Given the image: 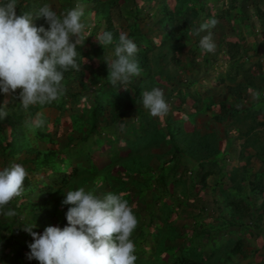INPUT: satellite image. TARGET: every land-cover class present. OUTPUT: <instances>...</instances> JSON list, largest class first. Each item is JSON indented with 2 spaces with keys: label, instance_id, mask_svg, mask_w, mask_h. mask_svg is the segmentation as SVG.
Here are the masks:
<instances>
[{
  "label": "trees",
  "instance_id": "16d2710c",
  "mask_svg": "<svg viewBox=\"0 0 264 264\" xmlns=\"http://www.w3.org/2000/svg\"><path fill=\"white\" fill-rule=\"evenodd\" d=\"M42 1L18 0L17 15H22L25 11L35 12L44 4ZM3 2L5 0H0V3ZM56 4L54 10L58 13L77 4L81 5L85 12L82 19L89 27V37L84 44L88 45V48L84 49V46L77 48L81 71L69 70L65 73L63 83L67 89L65 96L72 103L79 101L87 103L84 102L81 108L78 107L79 104L75 105V111L68 114L73 120L74 127L71 133L65 135L66 140L56 144L60 145L58 148L51 145L53 134L45 131L46 125L41 129H31L29 132L23 122L35 119L36 114L42 111L40 109L44 106L53 107L61 112L72 109L73 107L65 105L67 100L65 96L51 104L30 106L28 110H24L16 101V110L12 109L15 106L14 102L9 107L10 114L0 120V156L5 166L9 165V158L15 157L29 174L25 180V193L6 206V209H14V202L20 199L19 207L25 211L23 215L25 219L6 218L0 215V264H24L23 260L27 261L26 264H39L37 260L28 259L30 252L28 245L33 242V238L22 228L17 227L35 222L38 227L34 231L43 233L47 226L61 228L67 226L66 212L71 205H62L67 191L85 187L86 190H95L97 195L123 192L124 198L132 206L131 203L136 199L141 204L145 198L143 193L151 190V187L161 188L156 191L157 193L153 191L155 200L161 197L160 192L174 196L176 187L183 186V180L174 174L178 167H182L183 172L192 168L189 178L190 189L193 188L194 194L198 195L200 192L196 190L198 185L204 192L209 188L212 190L210 199L218 209L215 218L219 220L218 223L207 226L201 223L200 227L191 229L192 234L186 237L187 244H183L179 248V253L174 254L172 264L220 262L225 264L237 252H241L246 258L247 253L243 249L244 239L241 235H236L237 231L234 229L227 230L226 234L228 233L229 237L223 248L221 245L208 247L207 255L196 250L198 242L195 241V236L206 235L207 240H211L213 233L220 234L223 229L232 226H240L246 230L249 224L243 223L245 217H251L256 226L264 218V170L251 174L250 167L247 166L250 158L254 156L264 165V56L258 54L260 49L258 40L252 43L245 40L247 34L254 38L258 36L254 26L255 20L258 30L264 34V0H234L236 11L233 7L227 6L211 5L208 8L205 0H58ZM143 7H150L151 11H145ZM147 16L161 32L155 40L151 39L152 37L145 33L142 27ZM213 17L224 20L227 27L223 29V34L218 39V50L200 58L197 51L199 46L192 42V35H195L193 30ZM125 21L130 22L124 23ZM34 24L37 27L49 28L42 17L34 19ZM125 27L129 29L128 38L138 46L137 60L142 69L139 76L132 78L127 90L113 87L107 78L109 73L103 55L108 49H113L114 52V46H107L104 49L95 38L103 31H111L118 39ZM227 36L234 37L235 40H227ZM250 51L253 53L250 54ZM256 54L257 60H250L252 55ZM85 56L88 60L95 58L96 66L94 63H83L82 58ZM217 57L225 58L227 61V70L219 73L217 82L220 89L230 95V99L219 100L217 104L219 112H211L210 116L212 120L219 122L231 117L233 121L231 126L238 132L237 137L243 139L240 153L242 156L246 155L245 165L229 170H226L228 168L225 160L218 158L222 152L217 146L218 137L215 131L198 135L194 128L192 132H186L176 123L172 109L163 117L164 126H160L149 112L142 110V92L154 87H159L163 91L167 89L164 93L166 100L169 95L173 97L176 92L182 99L189 94L196 113L203 114L211 106H215L213 97L209 95L204 99L200 95H195L194 92L187 90L189 84L186 85L183 80L187 81L186 77L191 74V69H197L200 61L208 70ZM194 61H197L196 64ZM187 63L191 64V68ZM85 68L89 73L87 78L83 72ZM197 80L198 77L190 80V83ZM1 97L2 92L0 104ZM134 116L138 118L141 127L133 125ZM121 123L130 126V131L123 135L129 155L114 156L112 161L102 168L87 167L83 173L82 157L77 158L60 149L62 144H65L67 149L76 150L77 145L72 146V140L78 135L84 140L95 136L97 147L104 138L98 131L104 127L116 129ZM258 128L263 132L260 135L261 140L256 133ZM138 136L139 140H136ZM114 139L107 140L110 143ZM233 139H230L228 145ZM42 142L46 143L45 147L39 145ZM164 143L170 145L172 155L152 151V147L165 145ZM249 146L254 147L256 151L244 153L243 149ZM154 159L158 160V163H154ZM116 167L121 168L123 173L119 169L115 170ZM47 168L51 169V173ZM39 170L45 171V180L31 178V175ZM220 171L224 172L222 175L230 183L229 189L219 181ZM210 176H213L212 185L207 183ZM180 192H184V188ZM30 194H34L33 200L29 199ZM159 208L162 214L156 217L158 218L156 222L151 218L138 226L137 234L133 237L136 246L139 245L138 235L141 236V243L147 242L146 237L153 235L149 230L151 224L157 229L158 235L163 234L159 224H165L168 230L164 237L168 236L169 232L171 237H175V230L168 221L173 206L162 204ZM133 212L135 213L134 210ZM161 241L163 243H160L156 252L158 257L169 252L164 238ZM223 256L226 261H223ZM143 262L137 259L135 264Z\"/></svg>",
  "mask_w": 264,
  "mask_h": 264
},
{
  "label": "clouds",
  "instance_id": "9594fccd",
  "mask_svg": "<svg viewBox=\"0 0 264 264\" xmlns=\"http://www.w3.org/2000/svg\"><path fill=\"white\" fill-rule=\"evenodd\" d=\"M17 6L18 0L0 3V92L5 95L0 104V120L10 114L9 104L17 99L28 110L30 106H44L64 97L65 73L81 71L77 48L84 46L89 37L85 31L88 25L82 19L85 12L79 4L58 13L51 4L44 3L35 12L25 11L22 15H17ZM41 17L48 29L34 24V19ZM217 24L213 17L193 30L197 36L207 32L199 40V48L206 53L215 52L211 30ZM95 38L104 49L114 46L113 54L104 56L107 78L113 87L127 90L132 78L142 71L137 44L123 32L118 39L111 31H103ZM17 89H20L18 96ZM142 103L153 117L163 118L169 112L164 91L159 87L143 91ZM23 124L29 130L41 129L46 121L43 113L38 112L35 119ZM28 175L19 163L0 168V215L6 218L19 215L6 206L25 193ZM65 194L62 205H71L66 212L67 226H47L43 233L34 231L38 227L35 222L17 227L33 238L28 245V259L39 264H135L136 245L131 237L138 219L125 194L97 195L95 190L85 187Z\"/></svg>",
  "mask_w": 264,
  "mask_h": 264
},
{
  "label": "rangeland",
  "instance_id": "374dc122",
  "mask_svg": "<svg viewBox=\"0 0 264 264\" xmlns=\"http://www.w3.org/2000/svg\"><path fill=\"white\" fill-rule=\"evenodd\" d=\"M41 1V0H40ZM207 1V6L214 5V7H233L235 10V4L234 0H205ZM239 1V0H237ZM43 3H49L53 6H57L58 0H43ZM213 7V6H212ZM63 8V6L61 7ZM145 11H151L150 7H143ZM55 9V8H54ZM236 11V10H235ZM63 12V11H61ZM218 24L213 28L212 34H213V40L216 44V51L218 50V39L221 34H223V29H226L227 24L224 20L218 19ZM116 21V20H115ZM117 22V21H116ZM130 21H125L124 23H127ZM254 26L256 28V34L258 35L256 38L252 35H246L245 40L247 42H253L254 40L259 41V55L264 56V34L261 33L258 30L257 21L255 20ZM142 27H144V32L149 33V36L152 37L151 39H157L161 32H159L156 25L152 22L151 18L147 16L142 24ZM88 29H86V32L88 34ZM152 29V30H151ZM123 33H128L129 29L125 27V29L121 30ZM247 31V30H246ZM207 32H203L200 34V38L203 35H206ZM128 36V34H127ZM196 35H192V42L198 44L199 46V40ZM226 39H234V37L227 36ZM95 40V38H93ZM88 48V45L84 46V49ZM197 51L200 55V58L204 57L205 55H210V53L204 52L199 47L197 48ZM250 54L253 53V51L249 52ZM113 54V49H108L106 53H104L103 57L105 55L111 56ZM258 55H252V58L250 60L255 61L257 60ZM197 58V57H195ZM83 63H94L96 66V60L95 58L92 60H88L85 57L82 58ZM197 61H194V64H196ZM187 66L191 68V64L187 63ZM193 68V67H192ZM208 70L205 69V64L200 61L199 67L197 69H191V74L186 77L187 81L183 80L186 85L189 84L188 91H192L195 93V95H200L202 98L207 99L210 95L214 98V104L215 106H211L209 110H207L205 113H196L193 106H192V98L188 95L184 99L179 97L176 93L173 94V97L168 96L167 103L169 104V109L173 110V117L177 124L182 126V129L186 132H192L194 128L196 129V133L198 135L204 133V132H210L215 131L217 133V146L221 150V154L218 155L219 159H224L227 165L226 170L232 169L234 167H241L242 165H245L246 159L244 158L246 155H241V145L243 142L242 137H237L238 132H236L235 128L232 125V119L231 117H228L224 122L214 121L212 120L210 114L218 113V102L219 100H225L230 99V95H227L223 90L220 89V86L218 85V78L220 72H225L227 70V61L225 58L217 57L215 61L210 65ZM194 70V71H193ZM85 74V77L89 75L88 70L85 68V71H83ZM193 75V76H192ZM196 75V76H194ZM198 77V80L190 83V80L192 81L194 78ZM165 90L164 89V93ZM20 89H17L16 95H19ZM166 96V95H165ZM170 98V100H169ZM10 99V98H9ZM66 103L65 105L69 107H73L72 109H67L65 111H58L53 107H46L44 106L42 109L44 119L46 121V127L45 131H49L53 134V142L52 146L55 147L56 144L59 142H62L66 140L65 135L71 133L73 129V120L68 117V114L72 111H75V105H78L79 108L83 107L84 102L86 101H79L77 103H72L67 96H65ZM5 100V95L2 93L1 97V104H3ZM20 104V100H15V106L12 107V109L16 110V103ZM83 102V103H82ZM87 103V102H86ZM12 103L9 104V107ZM10 108H8L9 110ZM142 110L148 113L149 111L142 106ZM87 118V117H85ZM84 118V119H85ZM155 121L159 123L160 126H164L162 120L163 118L153 117ZM132 119H134L133 125L135 127H141L138 118L134 116ZM90 118L87 120V123L89 122ZM121 129H120V128ZM228 128V131L226 129ZM259 130L256 131V133L259 135V140H261V128H258ZM130 131V126L122 124L118 128L114 129L112 127L106 128L104 127L101 129L100 132L102 135H104V138L100 144H97L94 141V138H90L89 140H84L79 135L74 137L72 140V146L77 145L76 150L67 149L65 144H62L60 149H64L65 152H69L72 155L77 156V158L82 157V162H84V165H82V171L85 172L87 167L99 169L102 168L105 164H107L109 161H112L114 156L120 157V155H129V152H127V148L125 147V137L123 136L126 131ZM31 132L30 130H28ZM113 134H112V133ZM185 137V135H184ZM109 138H115L113 141L109 143L107 139ZM231 138H234L232 140V143L229 144V141ZM136 140H139V136ZM165 144V143H164ZM40 146L45 147L46 143H40ZM60 145H56L58 148ZM152 151L155 153H163L165 152L168 156L172 155V148L169 144L161 145V146H155L152 147ZM256 149L254 147H245L243 149L244 153H254ZM88 155V157H87ZM87 158L89 160H87ZM250 162L247 164L249 166L250 173L259 172L261 170H264V165L262 162H260L259 158L252 157L250 158ZM154 163H158V160L154 159ZM8 162L12 163H19L16 161L15 157L9 158ZM9 163V164H10ZM20 164V163H19ZM5 162L2 159V156H0V168H3L5 166ZM197 167V166H196ZM120 170L121 173H123L121 168H117L115 170ZM190 170L192 168H189ZM47 170L51 173V169L47 168ZM190 170L183 172L182 167H178L176 170V173H174L176 176H180V179L183 180V186L179 185L175 189V195L172 196V194H166L164 192L161 193V197L159 199L154 198L156 191H159L161 188L156 189L155 187H151V190H146L143 195L145 196L144 200L141 201V204L137 202V199L134 200L131 204L133 207V210L135 211V215L138 219V225L136 229L134 230L132 234V239L135 234H137L138 226H140L142 223L149 221L151 218H154V221L156 222L157 216L162 214V211L159 207H161L162 204L172 205V212L169 215L168 221L170 225L175 230V237H171V233L169 232V235L164 237L167 233V228L165 227V224H159L162 227L163 234L160 233L158 235L157 229L151 224L149 226V230L153 232V235L151 237H146L147 242L141 243V236L138 235L137 242L138 246H136V252L135 255L137 256V259H141L144 262L142 264H172V259L174 258V254L179 253V248L183 244H187L186 237H189L192 234L193 228L200 227L199 224H203L205 226L209 224H215L218 223V218H215L216 215H218V209L213 204L212 200L210 199V196L212 195L211 189L209 188L205 192L203 191V188H200L198 185V188L196 190H199V194L196 195L192 190L190 189ZM225 170V169H224ZM124 173L126 172L123 170ZM224 172L220 171L218 174L219 181H221V184L224 187L230 186V183L227 181V179L222 175ZM146 175V172L143 173ZM46 173L45 171H37L34 174L31 175L32 179H39L45 180ZM251 177V176H250ZM248 177V178H250ZM154 180L151 181V185H153ZM208 185L213 184V176H210L207 178ZM229 183V185H228ZM171 186V184H170ZM169 186V187H170ZM222 186V187H223ZM168 189L170 190L171 187ZM184 188V192H180V190ZM26 199H28L26 197ZM29 199H34V194H30ZM21 202L20 199L16 200L14 202V209L19 213L17 217L21 218V220L25 219V211L19 207V203ZM147 206V208H146ZM203 207V208H202ZM150 215V217H149ZM23 216V217H22ZM251 217H245L243 218L244 224H249V227H247L246 230H244L243 227L240 226H232L228 229H223L220 234H212L211 240H207V236H195L196 246L198 247L196 250L206 254L209 253L208 247H214L221 245V248H223L225 242L227 241V238L229 237V234L227 230L234 229L237 231L236 235H241L244 239V245L243 249L247 253V257L244 258L241 252H237L235 255L231 256V260L229 261L225 260V256L222 257L223 261H226L225 264H264V218L261 222H259V225L256 226L255 222L253 221ZM258 224V223H257ZM261 228V229H260ZM194 233V232H193ZM157 236H156V235ZM163 235V236H162ZM164 238V243L166 248H169V252L167 251V254H162L160 257L157 255V249L158 246L162 242L161 240ZM163 243V242H162ZM170 254V255H168ZM24 264H26V260H23ZM219 264H222L221 262Z\"/></svg>",
  "mask_w": 264,
  "mask_h": 264
}]
</instances>
